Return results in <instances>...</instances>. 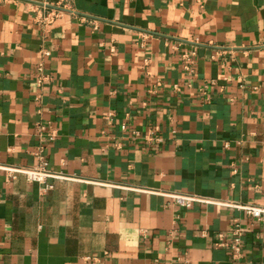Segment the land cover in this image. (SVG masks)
I'll return each mask as SVG.
<instances>
[{
  "label": "crops",
  "instance_id": "crops-1",
  "mask_svg": "<svg viewBox=\"0 0 264 264\" xmlns=\"http://www.w3.org/2000/svg\"><path fill=\"white\" fill-rule=\"evenodd\" d=\"M38 122L60 176L0 170V264H264V0H0V164Z\"/></svg>",
  "mask_w": 264,
  "mask_h": 264
},
{
  "label": "built area",
  "instance_id": "built-area-1",
  "mask_svg": "<svg viewBox=\"0 0 264 264\" xmlns=\"http://www.w3.org/2000/svg\"><path fill=\"white\" fill-rule=\"evenodd\" d=\"M188 58V57H187ZM193 62L191 58H189L188 62L184 64V68L188 70H192ZM36 134L39 138V142L35 146V150L33 151V155L35 157V161L30 166H14L10 164H0V170L4 171L5 176L9 178H14L18 173L24 174L25 178L29 181L35 182H46V180L50 177L60 176L53 172L49 166L48 161L45 155V141L47 138H53L55 135V131L51 128H48L45 124L38 122L36 124ZM126 125L124 123L121 124V128H125ZM133 133L138 135V131L134 130ZM52 184L46 183V187H51ZM172 199L181 205H189L194 200H199L200 198L192 196V195H184L180 193H167ZM235 206L241 207L245 210V212L256 216L258 218L264 217V206H255V205H241L234 204ZM230 238L224 239V233H218V240L216 242L217 245L228 247L233 256H239L242 250V228L238 222H235L230 230ZM86 260H88L89 264H100L97 257H89L86 256Z\"/></svg>",
  "mask_w": 264,
  "mask_h": 264
}]
</instances>
